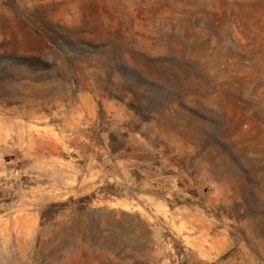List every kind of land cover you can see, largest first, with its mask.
Returning <instances> with one entry per match:
<instances>
[{"label":"rangeland","instance_id":"obj_1","mask_svg":"<svg viewBox=\"0 0 264 264\" xmlns=\"http://www.w3.org/2000/svg\"><path fill=\"white\" fill-rule=\"evenodd\" d=\"M0 264H264V0H0Z\"/></svg>","mask_w":264,"mask_h":264}]
</instances>
